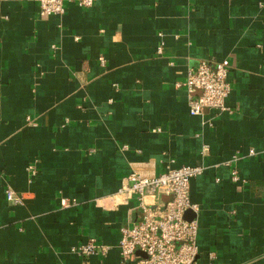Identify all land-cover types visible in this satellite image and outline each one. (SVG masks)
Returning <instances> with one entry per match:
<instances>
[{
	"label": "crops",
	"instance_id": "obj_1",
	"mask_svg": "<svg viewBox=\"0 0 264 264\" xmlns=\"http://www.w3.org/2000/svg\"><path fill=\"white\" fill-rule=\"evenodd\" d=\"M77 1L41 17L0 0V264H122L119 229L141 217L122 178L170 159L204 167L194 264H264V0ZM223 59L229 111L190 115L176 84ZM89 238L107 254L71 251Z\"/></svg>",
	"mask_w": 264,
	"mask_h": 264
},
{
	"label": "built area",
	"instance_id": "obj_2",
	"mask_svg": "<svg viewBox=\"0 0 264 264\" xmlns=\"http://www.w3.org/2000/svg\"><path fill=\"white\" fill-rule=\"evenodd\" d=\"M38 5L41 17L64 14V0H34ZM97 0H78L82 8L90 7ZM161 48H157L160 53ZM101 65L104 58L98 57ZM229 62L199 61L189 69L185 80L177 83L184 87L187 95V107L190 115L202 116L206 109L216 112L229 111L225 100L231 91L227 78ZM253 154V150H249ZM235 159V157H233ZM204 167L195 165L175 166L170 159L158 175L133 169L122 178L119 195L125 200L135 198L140 209L139 221L119 229L117 246L122 264H194L198 253L196 243L198 223L195 218L187 219L185 213L189 210L196 212L197 207L190 201V180L203 173ZM31 175L35 173L31 169ZM234 182L239 181L237 170L233 167L230 172ZM7 201L19 204L21 197L12 190L6 189ZM160 195L170 196V200L161 204ZM153 199L150 203L146 200ZM62 205L69 206L62 200ZM109 247L89 238L85 243L72 248V252L83 258L93 255L105 256ZM136 253L141 256L130 260Z\"/></svg>",
	"mask_w": 264,
	"mask_h": 264
},
{
	"label": "water",
	"instance_id": "obj_3",
	"mask_svg": "<svg viewBox=\"0 0 264 264\" xmlns=\"http://www.w3.org/2000/svg\"><path fill=\"white\" fill-rule=\"evenodd\" d=\"M186 213H187V212H186ZM186 213H185V214H186Z\"/></svg>",
	"mask_w": 264,
	"mask_h": 264
}]
</instances>
